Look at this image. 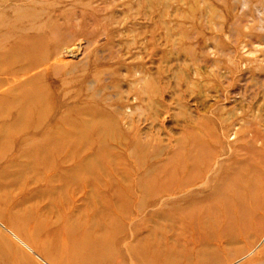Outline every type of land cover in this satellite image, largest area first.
Wrapping results in <instances>:
<instances>
[{
  "label": "rangeland",
  "instance_id": "rangeland-1",
  "mask_svg": "<svg viewBox=\"0 0 264 264\" xmlns=\"http://www.w3.org/2000/svg\"><path fill=\"white\" fill-rule=\"evenodd\" d=\"M0 54V264H264V0H0Z\"/></svg>",
  "mask_w": 264,
  "mask_h": 264
},
{
  "label": "bare ground",
  "instance_id": "bare-ground-1",
  "mask_svg": "<svg viewBox=\"0 0 264 264\" xmlns=\"http://www.w3.org/2000/svg\"><path fill=\"white\" fill-rule=\"evenodd\" d=\"M8 27H11V26H8ZM12 31H16V30L14 29ZM39 40L40 39L38 38V39H34L31 43L26 42L25 44H23L20 50L23 53H20L19 55L23 56L27 54L28 57H30V59H28L29 61L26 62V64H23L19 69L11 71L12 75H19L20 73L22 74L27 73L31 69H33V67L35 66L38 60L35 58L37 57L36 54L38 53V49H40V46L38 45ZM39 58L42 59V56ZM1 60H4V62L13 61V60L11 61L10 59L8 60L7 58H5L3 54H0V61ZM7 69H9V67ZM10 70L8 71L10 72ZM39 76L41 77V75ZM34 79H33V76L31 75L25 81H23L22 84L16 88L17 95L15 97L4 96L0 100V135L2 133L6 135V132H8L7 135H11V133L15 134L16 131L28 133L29 131H39L40 129L44 127V124H45L44 120H45V115H46L45 107L47 105L46 97H45L43 88L42 89L39 88L35 83L37 79L35 80ZM12 107H14L13 110H11ZM1 120H4L2 124H1ZM102 125L104 126L103 123ZM41 152L42 150L39 147L37 150V153H41ZM116 231L114 233H116Z\"/></svg>",
  "mask_w": 264,
  "mask_h": 264
}]
</instances>
